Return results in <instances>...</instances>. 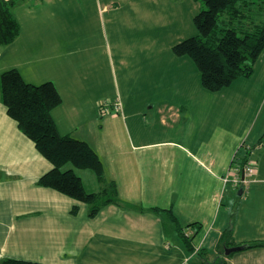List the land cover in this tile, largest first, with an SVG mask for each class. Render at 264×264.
Masks as SVG:
<instances>
[{
	"label": "crops",
	"instance_id": "crops-1",
	"mask_svg": "<svg viewBox=\"0 0 264 264\" xmlns=\"http://www.w3.org/2000/svg\"><path fill=\"white\" fill-rule=\"evenodd\" d=\"M102 1L96 0L99 17L109 12ZM54 2L21 0L14 10L19 35L0 47V74L16 69L29 84L52 82L58 91L60 83L68 86L64 55L78 33L55 30L50 18H72L76 4L85 17L92 7L87 0H59V7ZM255 2L257 7L261 0ZM251 14L257 18L258 11ZM171 61L163 73L152 63L133 66L136 76L149 73L129 80L127 116L114 102L100 117L64 133L86 142L103 166L105 183L74 169L85 190L109 192V184L115 185L118 204L103 206L94 216L85 203L71 214L75 201L37 185L52 166L39 161L33 143L0 103V261L197 264L199 255L185 249L171 213L181 227L196 223L192 245L208 261L222 259L219 251L229 237L228 246L261 245L230 254L228 264H264V51L249 78H237L218 92L201 88L186 57ZM58 115L56 108L57 129ZM249 161L254 168L247 183L236 185L234 170ZM26 167L31 178L24 185Z\"/></svg>",
	"mask_w": 264,
	"mask_h": 264
},
{
	"label": "trees",
	"instance_id": "trees-1",
	"mask_svg": "<svg viewBox=\"0 0 264 264\" xmlns=\"http://www.w3.org/2000/svg\"><path fill=\"white\" fill-rule=\"evenodd\" d=\"M200 1L204 9L193 18L198 38H188L173 46L172 50L175 56L188 57L193 61L200 72L201 85L206 91L218 92L235 79L249 78L252 75L254 66L264 51V0L257 7L254 5L257 4L255 0ZM20 2L21 0H0V47L11 44L19 35L20 25L15 19L14 10ZM254 10L258 11L257 18L251 14ZM60 102V95L52 82L29 84L16 69L0 74V103L7 116L33 143L37 153L52 166L38 179L37 185L75 201L71 214L78 212V204L85 203L91 205L89 215L94 216L103 206L118 204L116 188L110 183L109 192L107 189L99 193H88L85 190L74 169L89 170L98 182L105 183L103 166L86 142L70 135H60L52 116ZM67 165L71 168L63 171L62 168ZM243 167L244 165L241 168ZM168 216L185 249L205 258L206 255L201 250L195 251L192 245L199 230L196 223L181 227L171 213ZM224 236V240L226 236H230L229 230ZM227 244L219 251L222 259L212 264H228L226 259L229 255L224 254L227 248L239 246L244 250L261 245ZM204 260L197 264H207V259ZM0 264L39 263L4 259Z\"/></svg>",
	"mask_w": 264,
	"mask_h": 264
},
{
	"label": "rangeland",
	"instance_id": "rangeland-1",
	"mask_svg": "<svg viewBox=\"0 0 264 264\" xmlns=\"http://www.w3.org/2000/svg\"><path fill=\"white\" fill-rule=\"evenodd\" d=\"M87 1L92 7L88 16H80L76 4L73 6L72 18L64 15L61 22L54 16L50 18V24L55 30L78 33L73 35V45L64 55L68 65L63 73L70 83H67V87L60 83V91L57 90L61 98L57 107L58 130L63 136L72 137V130L81 121L100 117L103 112L114 107V102L119 105V113L124 111L122 114L127 116V104L132 100L130 95L133 88L128 83L129 80L131 77L143 78L149 73L146 70L142 75L136 76V71L132 74L133 66L152 63L153 69L158 73L165 72V67L168 68L172 64L171 60L175 56L173 46L188 38H198L193 18L204 9L200 0H103V5L109 12L99 17L96 0ZM54 5L59 7V0H55ZM44 20L45 15L41 13L42 27ZM189 61L195 77H198L199 85L204 89L197 66L192 60ZM140 87L144 91L146 83L140 84ZM107 99L113 102L107 103ZM121 106H124V109ZM70 131L71 134H64ZM37 157L39 161L51 165L43 157ZM69 168L71 167L67 165L62 170ZM86 172L91 173L89 170ZM30 178L29 168L26 167L23 184L26 185L27 179L29 181ZM84 179L88 183L86 177ZM87 186L91 185L88 183ZM84 205L88 208L91 206ZM173 235L175 238L176 235ZM203 258L199 256L193 263L204 262ZM219 260L220 258L216 259ZM206 262L214 263L207 260Z\"/></svg>",
	"mask_w": 264,
	"mask_h": 264
},
{
	"label": "built area",
	"instance_id": "built-area-1",
	"mask_svg": "<svg viewBox=\"0 0 264 264\" xmlns=\"http://www.w3.org/2000/svg\"><path fill=\"white\" fill-rule=\"evenodd\" d=\"M116 111L119 110L118 103L115 104ZM252 161L247 162V164L242 168H238L234 170V173L236 174V178L234 179V183L236 185L239 184H246V177L249 176L252 173ZM242 175L243 178L240 179V176Z\"/></svg>",
	"mask_w": 264,
	"mask_h": 264
},
{
	"label": "water",
	"instance_id": "water-1",
	"mask_svg": "<svg viewBox=\"0 0 264 264\" xmlns=\"http://www.w3.org/2000/svg\"><path fill=\"white\" fill-rule=\"evenodd\" d=\"M243 248L242 247H232V248H227L224 252V254L226 256L232 254V253H235V252H238V251H241Z\"/></svg>",
	"mask_w": 264,
	"mask_h": 264
}]
</instances>
